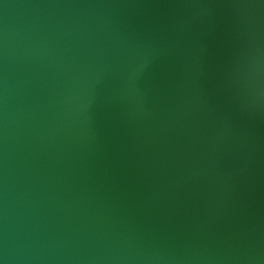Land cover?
Here are the masks:
<instances>
[{
	"label": "water",
	"instance_id": "95a60500",
	"mask_svg": "<svg viewBox=\"0 0 264 264\" xmlns=\"http://www.w3.org/2000/svg\"><path fill=\"white\" fill-rule=\"evenodd\" d=\"M0 264H264V0H0Z\"/></svg>",
	"mask_w": 264,
	"mask_h": 264
}]
</instances>
